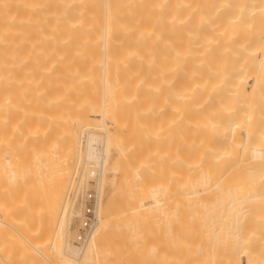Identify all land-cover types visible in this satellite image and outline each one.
<instances>
[{
    "label": "bare ground",
    "instance_id": "bare-ground-1",
    "mask_svg": "<svg viewBox=\"0 0 264 264\" xmlns=\"http://www.w3.org/2000/svg\"><path fill=\"white\" fill-rule=\"evenodd\" d=\"M126 233L264 264V0H0V264H118Z\"/></svg>",
    "mask_w": 264,
    "mask_h": 264
},
{
    "label": "rangeland",
    "instance_id": "rangeland-1",
    "mask_svg": "<svg viewBox=\"0 0 264 264\" xmlns=\"http://www.w3.org/2000/svg\"><path fill=\"white\" fill-rule=\"evenodd\" d=\"M104 189V191L108 192L110 190L109 185L105 186ZM83 191V195H80L81 193H79L78 197L76 198L77 203H75V210H79V206H81V211H83V199L85 198L86 194H96L97 182L95 176L88 178ZM72 222V233L77 236V239L74 240L73 244H82L83 242L79 240L80 229L83 224L82 218H75ZM128 234L129 233H126L125 237L123 238L120 237L118 240V245L112 247L111 252L117 257L116 262L118 264H168L166 259L165 239L163 235L160 236L159 246L155 247L149 244V240L147 242L148 244L145 245L136 244L137 238Z\"/></svg>",
    "mask_w": 264,
    "mask_h": 264
},
{
    "label": "built area",
    "instance_id": "built-area-1",
    "mask_svg": "<svg viewBox=\"0 0 264 264\" xmlns=\"http://www.w3.org/2000/svg\"><path fill=\"white\" fill-rule=\"evenodd\" d=\"M84 208L82 211V227L80 229L79 240H84L90 233L91 228L96 223V215H95V208H96V196L95 193H88L86 194L85 198L83 199Z\"/></svg>",
    "mask_w": 264,
    "mask_h": 264
}]
</instances>
